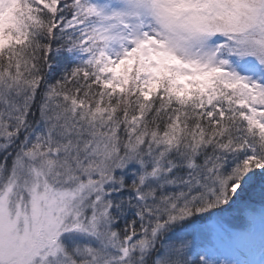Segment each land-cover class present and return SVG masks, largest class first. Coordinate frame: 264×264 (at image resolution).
I'll return each instance as SVG.
<instances>
[{"label":"snow or ice","instance_id":"obj_1","mask_svg":"<svg viewBox=\"0 0 264 264\" xmlns=\"http://www.w3.org/2000/svg\"><path fill=\"white\" fill-rule=\"evenodd\" d=\"M0 264H264V0H0Z\"/></svg>","mask_w":264,"mask_h":264}]
</instances>
